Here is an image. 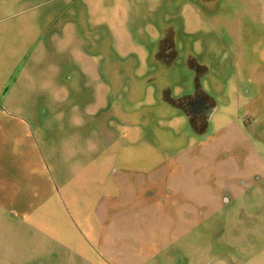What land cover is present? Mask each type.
<instances>
[{
    "label": "rangeland",
    "instance_id": "obj_1",
    "mask_svg": "<svg viewBox=\"0 0 264 264\" xmlns=\"http://www.w3.org/2000/svg\"><path fill=\"white\" fill-rule=\"evenodd\" d=\"M0 264H264V0H0Z\"/></svg>",
    "mask_w": 264,
    "mask_h": 264
},
{
    "label": "crops",
    "instance_id": "obj_2",
    "mask_svg": "<svg viewBox=\"0 0 264 264\" xmlns=\"http://www.w3.org/2000/svg\"><path fill=\"white\" fill-rule=\"evenodd\" d=\"M152 161H154V160H152ZM157 162H160V160L159 161H157ZM169 180V177H167V178H164V180ZM168 195H170V191H169V194ZM187 195H190V194H187V192L186 191H184V190H177V191H172V194L170 195V197L172 198V201H170L169 200V196L167 197V199L168 200H165V202H164V206L166 207L167 205L170 207V208H172L173 210H177L178 208H180V207H182V206H184L186 203H187V201H188V203L190 204H188L189 205V208L187 209V210H191V211H193V210H195L196 208V206H198V207H200L201 206V204L200 203H197L196 202V197H193V200H191V199H187ZM193 206H195V207H193ZM200 210V209H199Z\"/></svg>",
    "mask_w": 264,
    "mask_h": 264
}]
</instances>
